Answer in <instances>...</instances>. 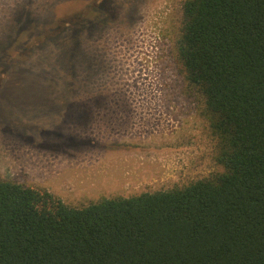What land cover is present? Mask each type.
I'll return each mask as SVG.
<instances>
[{
  "label": "rangeland",
  "instance_id": "374dc122",
  "mask_svg": "<svg viewBox=\"0 0 264 264\" xmlns=\"http://www.w3.org/2000/svg\"><path fill=\"white\" fill-rule=\"evenodd\" d=\"M183 1L0 0V181L80 207L222 172L176 64Z\"/></svg>",
  "mask_w": 264,
  "mask_h": 264
},
{
  "label": "trees",
  "instance_id": "16d2710c",
  "mask_svg": "<svg viewBox=\"0 0 264 264\" xmlns=\"http://www.w3.org/2000/svg\"><path fill=\"white\" fill-rule=\"evenodd\" d=\"M175 58L223 171L80 207L1 180L0 264H264V0H184Z\"/></svg>",
  "mask_w": 264,
  "mask_h": 264
}]
</instances>
